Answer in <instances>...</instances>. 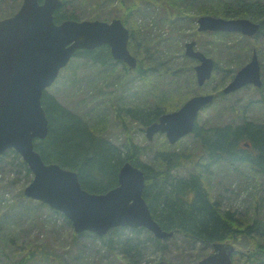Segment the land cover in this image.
I'll list each match as a JSON object with an SVG mask.
<instances>
[{"label":"trees","instance_id":"obj_1","mask_svg":"<svg viewBox=\"0 0 264 264\" xmlns=\"http://www.w3.org/2000/svg\"><path fill=\"white\" fill-rule=\"evenodd\" d=\"M100 1L102 0H62V6L54 13V20L59 23L66 19H86L81 17L82 11L87 7L84 2H88L92 8H98L102 4ZM116 1L124 5V8H120L121 4L118 3L117 9L121 12L118 18L131 32L128 49L137 58V67L131 71L133 75H127L126 80H122L125 74H114V65L117 62L112 60L106 46L78 50L74 56H80L92 63L100 62L107 67L110 73L108 75H116L115 81H122L124 88L136 82L135 85L139 87L134 94L141 93L140 102L137 107H129L126 111L131 118L139 119L145 126L155 122L161 114L178 109L189 98L182 99L177 93L181 92L183 80L186 78V81L191 83L194 78L187 77L189 74H186L185 70L193 69V61L185 56L182 50L179 53L184 62L179 66L173 62L176 56H159L155 38L150 33L144 34L143 29L151 11L163 12L159 18L166 23L164 29H170L165 41L180 40L181 45L185 25L188 21L195 23L200 15L226 19L248 18L259 23V30L252 38L230 32H207L206 36H202L196 27L190 37L196 42L197 48L206 55L210 56V52L218 53L219 59L214 60L211 77L212 82L216 84L210 108L216 110L220 108L219 105L224 104V111L215 114L212 111V115L218 117L212 118V124L209 126L204 120V127H200L199 120H196L192 135L188 138L191 142L188 141V144L183 146L174 147L165 140L162 146L150 143L149 147H141L128 138L118 146L103 136L101 128L96 126L97 122L91 124L84 116L71 111L45 90L41 101L48 119V133L44 139L35 141V149L44 162L57 163L77 172L81 186L91 193H104L115 187L118 170L125 161L138 166L145 177L143 198L161 228L172 231L173 237L177 236L171 242L179 239L185 246H193L195 243L202 245V248L194 253L190 264H196V260L205 256L211 244L217 241L231 242L241 250L240 256L236 255L235 264H264V195L257 193L259 185L252 183L249 177L246 178L248 180L244 179V190L247 193L245 201L249 198L253 213L247 221L242 222L234 210L225 207L221 194L213 197L207 185L212 174L220 171L230 173L235 180L241 174L251 171L255 175H261L264 182V77L262 88L255 89L261 95L252 96L247 102H239V95L222 93L223 85L234 77L246 58L256 49L255 42L261 37L264 38V0ZM75 2L82 7L80 14L75 13L72 8ZM21 3L22 0H0V18L14 14ZM136 14H142L141 25L132 22ZM107 18L108 16H99L93 19ZM260 58L264 70V53ZM226 63L231 66H226ZM122 69L129 73L125 66H122ZM161 85L164 87H160ZM247 109L252 110L248 112ZM245 111L251 118L247 117ZM100 112V109L96 111L98 114ZM112 112L116 117L119 116L116 108H113ZM224 112L229 118L221 120L220 115ZM242 141L249 142L245 149H241ZM190 146L197 147V154L206 153V162L202 163L206 171L204 175H201V165L195 166L197 161ZM147 153L151 156L149 164L140 160ZM12 155L26 169V175H31L27 165L12 149L6 150L0 160ZM185 164L191 165L188 167L189 174L177 175L176 170L185 167ZM41 205L43 203L37 200L26 201L24 211L34 216L31 220L34 218L35 223H38L36 211ZM53 213L63 217L71 225L61 212L53 210ZM7 218L11 217H0V258L7 253L6 247L12 246L15 248V258L11 260V264H112L115 256L122 259V264H142L149 241L150 248L156 249L165 259L167 241L154 237L143 227H131L126 233L120 232L124 228L114 227L100 237L85 231V235L99 241V246L88 244L83 248H75L71 245L67 251L70 260H66L46 243L15 245L13 234L8 231L9 224L5 225ZM73 235L75 239L77 233ZM142 235L148 240L141 239Z\"/></svg>","mask_w":264,"mask_h":264},{"label":"water","instance_id":"obj_2","mask_svg":"<svg viewBox=\"0 0 264 264\" xmlns=\"http://www.w3.org/2000/svg\"><path fill=\"white\" fill-rule=\"evenodd\" d=\"M62 4V0H22L14 14L0 18V155L9 149L20 155L32 173L24 195L61 212L76 233L89 231L103 236L111 228L127 226L146 228L158 239L169 237L173 232L161 228L143 198L145 177L138 166L125 161L115 187L91 193L81 186L77 172L44 162L35 149V141L48 133L43 92L76 51L107 46L111 57L129 69L137 63L127 47L129 30L119 18L57 23L54 13ZM197 24L198 31L236 32L248 37L259 30V23L248 18L201 15ZM184 53L198 62L194 66L196 81L203 85L211 77L213 59L195 49L194 40L184 44ZM248 84L262 85L256 51L222 91L228 94ZM212 100L210 93L193 95L179 109L162 114L147 126V138L162 132L175 143L192 131L198 112ZM212 247L197 264H234L232 243L213 242Z\"/></svg>","mask_w":264,"mask_h":264},{"label":"rangeland","instance_id":"obj_3","mask_svg":"<svg viewBox=\"0 0 264 264\" xmlns=\"http://www.w3.org/2000/svg\"><path fill=\"white\" fill-rule=\"evenodd\" d=\"M100 2L102 4L99 5L98 8H92L89 6L88 2H84L87 4V7L84 8L82 13V7L79 6L77 2L73 3L72 8L75 13H81V17L86 19L108 16L105 21H110L112 18H116L121 14V12L117 9L120 1L102 0ZM120 4V8H124L123 3L121 2ZM142 14H136V16H133L132 22L141 25L143 23ZM162 14L163 12L160 10L157 12L151 11L150 18L148 19L143 32L145 35L150 33V35L155 38L154 42L157 46L156 50H158L157 53L159 56H167L170 54L172 56H176V58L173 59V62L176 65L181 66L183 65L184 60L179 51L182 50L184 53V42L190 39L191 35L194 33L195 27H197V24L192 21L187 22L184 28V39L182 45L180 40L170 39V41H165V38L169 36L170 31L168 30L170 29L168 27L164 29L166 23L159 18ZM165 14L166 12L164 11V15ZM200 34L202 36L207 35L206 32H201ZM255 43V51L257 52L259 62L262 63L260 55L264 53V38H259ZM217 54L218 53L210 52L209 55L215 60V58L219 59ZM224 57L228 58L227 56ZM250 57L251 55L246 58L244 64L249 61ZM112 60L114 59L112 58ZM173 62L171 61V63ZM189 64L191 65V63ZM124 65L121 62H117V64L114 65V74L118 72L125 74V76L122 77V80H126L127 75L130 77L133 75L127 67L126 68L129 70V73L127 74L123 71L122 66ZM226 66L231 65L226 63ZM192 70H185V72L187 71L186 74L190 75L191 73L190 76H187L188 78H194L191 83L187 82L186 78L183 80L184 82L182 84L181 92H177L180 97L184 99L185 97H190L195 94L204 95L206 92H212L214 94L215 92L213 91V88L216 83L212 82V79H209L203 85H198L194 70L193 72ZM260 72L263 79L264 70L261 68ZM108 74L110 73H108L107 67L103 66L100 62L92 63L91 61L82 59L80 56H74L68 64L59 71L55 82L49 86L46 91L71 111L84 116L91 124H95L97 122L96 126L101 128L103 136L118 146H121L123 141L127 138L141 147H149L150 143L151 145L162 146V143H164L165 140L167 141L164 133H156L151 139H148L146 136L147 126L142 125L139 119L131 118L129 112L126 111L129 107L138 106L142 95L141 93H134L138 91L139 85H135V82L134 85H127L126 88H124L122 81H115L116 75ZM160 87L164 86L161 85ZM255 89L256 87L254 85L248 84L244 88L241 87L229 94L239 95L241 98L239 102H243L245 100V102H247L250 97H258L261 95V93H258ZM144 95L145 91L143 93V96ZM222 102H224L223 99ZM239 102L236 105H238ZM210 106L211 105L199 111V115H197L200 120H206L207 126L212 124V118L218 117L217 115H212V111L214 114L216 112L222 113L225 108L224 104L219 105L220 108L216 110H212ZM113 108L117 109V113L119 114L118 117H116L114 112H112ZM253 108L254 107H252V109ZM98 109L101 110L99 114L96 113ZM252 109L247 110L248 112H251ZM245 112L247 117L251 118L250 114L247 111ZM230 115L232 116V113ZM225 118H229V115L227 116L226 112H224L223 115H220L221 120ZM190 136L191 134L186 135L174 144H168L174 147L178 145H186L188 144V138H190ZM189 142H191V140ZM192 149V154H197V147L190 146V150ZM18 156L20 157L19 154ZM149 158H151V156L147 153V155L141 157L140 160L149 164ZM20 159L22 160L21 157ZM189 166L191 165L185 164L186 168L180 167L176 170V174L188 175ZM195 166H199V164H195ZM247 177H249L248 179H250L252 183L259 185L257 193L264 195V182L261 179L262 176L255 175L251 171L241 174L236 180L235 177H231L230 173L220 171L217 174H212L207 184L213 197H217L221 194L225 207L230 210H234L240 222L243 220L247 221L253 213V205L249 201V198L245 201L247 193L244 188L246 180H248L246 179ZM255 178L256 180H254ZM31 179L32 176L26 175V169L20 165L19 160H17L13 155L6 156L3 160H0V217L3 215L11 217L10 219H6L5 225L9 224L8 231L13 234L12 238L15 245L22 246L31 242H38L41 244L46 243L53 247V250L59 253L66 260H70L67 251L71 245L75 248H83L88 244L99 246L98 240L91 239L90 236L85 235L84 232L77 233V236L74 239L73 233L76 232L74 231L72 225H69L63 217L57 216L53 213V210L47 204L43 203L39 210L36 211L38 223L33 222L34 218L32 220L31 218L34 216L31 215L30 212L26 213L24 211L26 201L31 198L26 197L23 193L24 188L30 183ZM257 197H259L258 194ZM253 202L255 203V201ZM118 228H124L121 229L120 232L125 233L128 229H131V227L127 226H118ZM173 236L174 235H171L164 239H160L167 241L165 259L162 258L156 249L150 248L149 241L147 243V253L142 260V264L192 263L194 253H197L200 248H202V245L200 243H195L193 246H185L179 239L171 242L173 238L177 237ZM14 238L16 239L14 240ZM141 239L148 240L144 235L141 236ZM14 249L15 248L12 246L6 247L7 253L0 258V264H11V260L15 258V254L13 253ZM236 255L238 257L240 256L239 254H233V261H236ZM199 259H201V257ZM199 259L196 260V264ZM122 263L123 261L119 257L115 256L112 259V264Z\"/></svg>","mask_w":264,"mask_h":264},{"label":"flooded vegetation","instance_id":"obj_4","mask_svg":"<svg viewBox=\"0 0 264 264\" xmlns=\"http://www.w3.org/2000/svg\"><path fill=\"white\" fill-rule=\"evenodd\" d=\"M129 32H130V30H129ZM131 33V32H130ZM130 38V37H129ZM129 41V40H128ZM196 43V42H195ZM183 47H184V45H183ZM107 48V50L109 51V49H108V47H106ZM134 55V54H133ZM135 56V55H134ZM136 57V56H135ZM136 61H137V58H136ZM192 61L194 62L193 63V66L194 65H196L198 62L195 60V59H193L192 58ZM261 64V63H260ZM123 65H124V63H123ZM125 67H127L128 68V66L125 64L124 65ZM136 67H137V63H136ZM135 67V68H136ZM135 68H132V69H129L130 71H133ZM262 67L260 66V69H261ZM261 79H262V77H261ZM262 86H263V79H262V85L260 86V87H256V89H261L262 88ZM206 93H210V92H206ZM195 95H197V94H195ZM199 115V114H198ZM196 120H199L198 122H199V125H200V127H204V123H203V121L202 120H200V118H198V116H197V119ZM195 123H196V121H195ZM194 128H195V124H194V127H193V129H192V132H193V130H194ZM192 132H191V135H192ZM245 145L246 146H248L249 145V142L247 143V142H245V141H242L241 142V149H245ZM193 155H195V158H196V160L195 161H197V163L196 164H199V165H201V167H202V163H205L206 162V153L204 154V153H200V154H193ZM204 167H202V171H201V175H204L205 174V172L206 171H204V169H203ZM200 171H198V172H200ZM221 242H223V241H221ZM237 248V247H236ZM213 251V247H212V245H211V247L209 248V250H208V252H207V254H209V253H211ZM241 252V250L239 249V248H237V250L233 253V254H239ZM206 254V255H207ZM198 262V261H197Z\"/></svg>","mask_w":264,"mask_h":264}]
</instances>
